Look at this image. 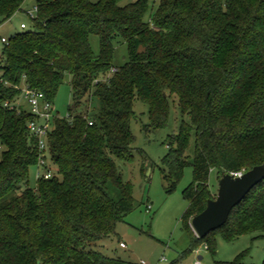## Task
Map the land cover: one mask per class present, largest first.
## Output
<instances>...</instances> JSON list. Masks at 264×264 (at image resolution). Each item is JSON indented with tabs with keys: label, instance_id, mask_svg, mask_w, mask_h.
Returning <instances> with one entry per match:
<instances>
[{
	"label": "trees",
	"instance_id": "1",
	"mask_svg": "<svg viewBox=\"0 0 264 264\" xmlns=\"http://www.w3.org/2000/svg\"><path fill=\"white\" fill-rule=\"evenodd\" d=\"M25 0H0V25ZM36 0L30 28L0 50V264H126L93 245L110 236L135 208L131 184L116 160L134 157L131 121L136 98L148 105L151 127H162L176 97L182 115L163 157L173 191L191 164L181 216L191 252L213 235L231 240L264 232V180L230 212L225 224L199 238L192 216L215 197L209 177L247 171L264 162V0ZM28 12V11H27ZM99 37L95 53L90 36ZM128 60L113 64L115 43ZM70 75L72 105L96 97L99 111L56 117L48 134L57 173L29 185L36 166L33 115L21 86L54 102ZM89 122H92L90 124ZM194 152L186 156L191 136ZM115 188L119 198L110 192ZM243 253L227 264H240ZM264 264V261L263 263Z\"/></svg>",
	"mask_w": 264,
	"mask_h": 264
},
{
	"label": "rangeland",
	"instance_id": "2",
	"mask_svg": "<svg viewBox=\"0 0 264 264\" xmlns=\"http://www.w3.org/2000/svg\"><path fill=\"white\" fill-rule=\"evenodd\" d=\"M35 5L36 0H25L24 10L0 25V38H9L12 34L23 31L20 27L22 22L30 28L32 18L27 11L33 12ZM150 6L155 9L157 2L153 4V0H150ZM114 43L113 64L119 67L128 60V48L120 39ZM90 44L93 51L98 53L100 43L97 35L90 36ZM2 46L3 42L0 40V50ZM70 80V75L67 74L54 98L53 105L58 117L85 111L89 115L96 114L100 108L96 97L83 100L78 109L69 111L72 105ZM169 101V114L165 124L162 127H151L148 105L138 98L135 99V117L131 121L135 136L134 157L130 162L116 160L122 180L131 184L135 208L118 222L113 234L96 242L93 247L110 257L124 260L126 264H136L141 260L146 264H227L243 252L240 264H262L264 232L261 231L246 233L231 240L225 239L221 233H215L213 248L209 249L203 241L191 252H186L190 247V237L182 227L181 216L188 205L183 190L193 180L192 166L188 164L184 168L182 178L170 192V181L164 177L168 171L162 160L169 151L170 137L177 134L182 119L188 121L189 117L182 115L175 96ZM19 103L28 109L23 100H19ZM194 145L192 135L186 150L189 161L193 158ZM36 171V166H32L29 171V185L32 187L37 182ZM209 185L210 189L217 193L216 170L210 173ZM110 192L114 198H119L118 190L111 188ZM148 205L152 206L150 211H147ZM120 242L126 247H121Z\"/></svg>",
	"mask_w": 264,
	"mask_h": 264
},
{
	"label": "water",
	"instance_id": "3",
	"mask_svg": "<svg viewBox=\"0 0 264 264\" xmlns=\"http://www.w3.org/2000/svg\"><path fill=\"white\" fill-rule=\"evenodd\" d=\"M263 180L264 162L239 176L222 174L218 178L216 196L208 199L205 209L191 218V226L197 237L205 238L211 231L223 226L231 210Z\"/></svg>",
	"mask_w": 264,
	"mask_h": 264
},
{
	"label": "built area",
	"instance_id": "4",
	"mask_svg": "<svg viewBox=\"0 0 264 264\" xmlns=\"http://www.w3.org/2000/svg\"><path fill=\"white\" fill-rule=\"evenodd\" d=\"M135 1V0H133ZM37 12V6L34 7L33 12L28 11L31 18H34ZM21 28H26L25 23L20 24ZM0 40L3 43L8 42V38L1 37ZM21 90V100H23L29 108V111L33 115V118L28 122V130L32 137L35 138L36 149L38 151V161L36 164L37 171L36 177L49 179L57 173V167L50 159L49 145H48V134L53 128V120L58 117L53 102L48 100L42 91L31 88L28 85H23ZM92 124V122H89ZM1 148V144H0ZM243 173L233 172L234 176H239ZM152 209L151 205L147 206V211ZM196 234V233H195ZM197 236V235H196ZM121 247H126L123 242H120ZM136 264H146L145 261L141 260Z\"/></svg>",
	"mask_w": 264,
	"mask_h": 264
}]
</instances>
